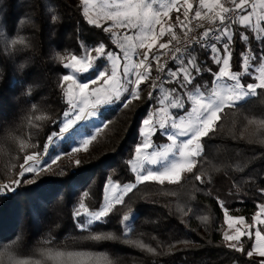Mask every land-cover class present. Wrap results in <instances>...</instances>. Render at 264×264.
Returning <instances> with one entry per match:
<instances>
[{"label": "trees", "instance_id": "trees-1", "mask_svg": "<svg viewBox=\"0 0 264 264\" xmlns=\"http://www.w3.org/2000/svg\"><path fill=\"white\" fill-rule=\"evenodd\" d=\"M233 31L237 35L232 70L240 71L245 45L238 33L246 30L234 25ZM174 32L180 38L185 29L176 26ZM100 42L112 48L109 34L87 24L79 0H0V186L21 180L15 191L0 195V264H54L46 259L49 251L92 254L90 261L87 256H65V264H96L101 257V264H259L246 255L251 250L246 236L241 240L244 253L227 247L224 209L218 201H223L229 215L243 216L248 224L257 204H264L260 191L264 189V127L260 126L264 89L224 110L215 132L202 141L204 155L193 174H184L178 184L146 182L145 194L141 186L134 189V205L129 195L102 222L84 228L77 225L73 212L83 192L89 193L83 199L92 212L103 203L110 178L121 185L135 182L129 161L134 158L142 121L157 105L148 98L151 82L142 84L140 99L128 107L124 97L100 111L106 125L94 135L87 154L78 158L79 165L67 158L76 136L82 131L91 135L92 130L81 124L65 138L54 140L61 134L63 112L68 110L58 86L68 69L59 57L82 56V45ZM251 46L259 51L254 40ZM191 51L202 66L218 71L209 52ZM106 64V59L97 60L96 69L79 79L87 82ZM242 80L251 83L247 76ZM211 81L212 76L204 72L195 83L207 84L208 91ZM45 146L47 165L61 153L60 159L21 178L24 157L42 155ZM197 173L205 183L194 179ZM125 214L132 217L128 221L132 230L126 236L121 223ZM205 216L207 221L202 219ZM97 235L115 238L92 239ZM149 247L155 252H149Z\"/></svg>", "mask_w": 264, "mask_h": 264}, {"label": "snow or ice", "instance_id": "snow-or-ice-1", "mask_svg": "<svg viewBox=\"0 0 264 264\" xmlns=\"http://www.w3.org/2000/svg\"><path fill=\"white\" fill-rule=\"evenodd\" d=\"M79 2L87 24L109 34L111 43L120 51H113L104 42H100L92 47L82 45L84 51L82 56L72 54L68 58L59 57L62 62L67 60L63 63V68L70 72L62 75L58 85L68 105V110L63 112L61 133L69 132L78 121L94 116L98 106L121 99L124 93H127L124 107H128L132 100L140 99V86L150 79L153 61L156 71L164 76L159 84L153 80L151 85L153 91H158L160 94L154 96L153 91L148 93V98L154 100L158 107L142 121L140 129L142 142L135 148L136 164L131 169L135 173V182L121 185L110 178L104 186L103 203L97 211L92 212H89L83 199L89 193L83 192L78 207L73 212V218L79 227L84 228L105 220L117 205L124 203L125 196L139 183L156 181L163 185L167 181L169 184H178L183 174H193L204 155L202 141L215 132L224 110L235 108L239 102L255 96L258 89H264V0H228L230 6H225L222 0H199V6L195 9L192 19H207L216 27L205 29L199 38H189L187 32H184V46L173 45L170 49L169 59L174 62V67H169L167 61L160 63L161 55L165 53L159 50L169 49L173 41L176 45L181 44V41L173 31V25L169 24L165 28L162 21L165 17L171 19L169 14L174 10L178 13L175 18L176 24L181 31H184L187 25L181 20L179 13L183 9L184 20H188L189 13L193 11L190 0H182V2L181 0H79ZM51 19L55 21L57 17L52 16ZM101 21L110 23L105 25ZM157 25H160L158 34ZM233 25L246 30L238 33L240 43L245 45L244 50L240 52V71L232 70L233 44L237 35L233 31ZM197 26L203 27V24ZM114 29L134 31L128 34L127 31L120 33ZM192 30L188 28L189 32ZM249 33L253 35L250 37ZM165 34L170 35L171 38L165 43H158L159 38L164 37ZM253 40L257 44L258 52L251 46ZM23 42V40L19 41L21 44ZM11 43L14 45L17 41L12 40ZM193 43L210 53L209 59L218 67V71H213L211 67L202 66V63L198 62L195 52L189 51ZM157 44L158 50L154 52L153 49L157 48ZM138 49H146V51L142 54L143 58L137 61L133 57L140 55ZM99 59H106L108 63L105 68L96 71L94 77L87 82H81L80 75L94 71L96 61ZM255 61L259 62L258 66ZM204 72L212 76L211 88L208 91H205L208 88L207 84L195 83L197 77H201ZM242 75H250L256 82L245 84L242 82ZM165 83L177 85L180 91L177 87L165 89L163 87ZM89 85L94 87L90 89ZM177 112L180 114L177 115ZM260 126L264 127V121L260 122ZM158 132L170 143L148 151L153 149L151 137ZM48 139L52 140L53 137L49 136ZM93 139L94 136L81 140L72 151L78 152L82 149L86 151L87 145ZM46 151L47 146H45ZM40 155L38 153L24 157V164L20 166L21 178L25 177L26 173H33L36 170V166L29 162L38 160ZM59 159L58 154L48 166L55 164ZM76 163L79 165L80 161ZM129 163L131 164L132 161L130 160ZM152 165L159 167L153 168ZM43 167L41 163L40 168ZM194 179L201 184L205 183L201 174H194ZM20 184L21 180L17 179L12 184L0 186V195L15 191ZM109 191L111 196L108 195ZM260 191L264 193V189ZM218 203L224 209V222L229 227L236 224L245 225V217L229 215L223 201ZM257 209L251 217L252 223L246 225L247 230L237 227L235 234L229 235L225 232L223 239L229 242L228 248L244 253L241 240L246 236L251 241V250L247 251V257H260L262 259L259 260V264H264V204H257ZM82 216L83 223L80 222ZM131 218L130 214H125L121 219L125 236L132 230L128 225ZM202 219L207 221L208 217ZM114 238L112 235L92 237L94 240ZM141 247L147 246L141 245ZM147 250L155 252V249L150 247ZM65 256L69 259L84 256H87L89 261L92 259V254L51 251L47 253L46 259L52 260L54 264H65ZM101 259L102 257L97 258L96 264H101Z\"/></svg>", "mask_w": 264, "mask_h": 264}, {"label": "rangeland", "instance_id": "rangeland-1", "mask_svg": "<svg viewBox=\"0 0 264 264\" xmlns=\"http://www.w3.org/2000/svg\"><path fill=\"white\" fill-rule=\"evenodd\" d=\"M181 2H182V0H181ZM190 2L193 4V10H195V9L199 6V0H190ZM182 12H183V9H181V13H179V15H180V17H181V20L184 21V17H183V15H182ZM169 15H170L171 19H169L168 17H165V18L163 19L162 23H163V25H164L165 28H167V27L169 26V24L173 25V31H174V27L177 26V24H176V19H175V18H176V16L178 15V13H176V12L173 10ZM101 23H104L105 25H107V24L110 23V22L101 21ZM159 29H160V25H157V26H156V32H157V34L159 33ZM114 31H117V32H120V33H124V32L127 31L128 34H132L134 30H131V29H129V30H125V29H114ZM169 36H170V35L165 34L164 37L159 38L158 43H165V42H167L168 39H169ZM156 49H158V44H157V48L153 49V51L156 50ZM111 50H113V51H117V52L120 51V50L117 48V46H116L115 44L112 45ZM137 51H138V53L140 54V53H143L144 51H146V49H138ZM83 55H84V53H83ZM93 55H95V53H93ZM68 57H70V56H68ZM68 57H66V58H68ZM134 57H135V56H134ZM134 57H133V59H134ZM65 62H67L66 59H65ZM107 63H108V62H107ZM257 66H258V65H257ZM68 74H70L69 70H68ZM81 75H82V74H81ZM245 76H247V78L251 80V83L256 82L255 80L252 79V77H251L250 75H242L241 79H243ZM80 81H81V80H80ZM81 82H82V81H81ZM147 82H151V81H147ZM242 82H243V80H242ZM145 83H146V82H145ZM243 83H244V82H243ZM245 84H246V83H245ZM89 87H90V89H91V88L94 87V86H93V85H89ZM163 87H164L165 89H171V88H173V87H177V90L180 91V89L178 88L177 85L170 84V83H165V84L163 85ZM159 94H160V93L157 92L156 95H159ZM124 97H127V93H124V95L122 96L121 99L116 100V101L113 102V103H107V104H102V105L98 106V108L96 109V112H95V115H94V116L87 117V118L84 119V120L78 121L75 125H73V127H72L71 129H69V132H67V133H61L60 135H58V136L55 137L54 140H57V139H58V140H59V139L61 140V139L65 138V136H68V134H71L73 131H75V130H76L81 124H87V125L90 127V129L92 130V134H91V135H87L86 133H84V132L82 131L81 134H79V135L76 136V137H77V143L71 145V149H70V151H69V153H68V155H67V158H68V159H72V160H74V161H77L78 158H79L80 156H83V155L87 154V152H88L89 149H90V145H91L92 140H91V142L87 145V150H86V151L82 149V150H80V151H78V152H73L72 149H73L74 147H77V146L79 145V142H80L81 140H83V139H85V138H88V137H92V136H94L96 133H98L101 129H103V128L105 127L106 124L103 123V122H101V120H100V117H99L100 111H101L102 109H104V108H108V107L114 106L116 103L121 102V101L123 100ZM248 98H249V97H248ZM246 99H247V98H246ZM246 99H245V100H246ZM241 102H242V101H241ZM239 103H240V102H239ZM157 107H158V105H156L154 108H152V109L150 110V112L148 113V115H149L151 112H154L155 109H156ZM179 114H180V113L177 112V115H179ZM148 115H147V116H148ZM147 116H146L145 118H147ZM63 119H64V118H63ZM141 126H142V125H141ZM98 129H99V131H97ZM140 129H141V127H140ZM157 135H158L159 137H157ZM151 141L153 142V149H149L148 151L155 150V148H156L157 146L165 145V144L170 143V142L166 139V137H165L163 134L159 133V132L156 133L154 136L151 137ZM141 142H142V137H141V135H140V130H139V137H138V141H137L136 146H137L138 144H140ZM136 146H135V148H136ZM47 152H48V151H47ZM47 152H44L42 155H40L38 160H36V161H30L29 164H34V165L36 166V170H40V169H41V168H40L41 163H43V165H44V167H43L42 169L47 168V167H48V165L46 164V156H47ZM143 154H144V153H142V155H143ZM59 155H60V157L62 156L61 153H60ZM135 155H136V154H134V158H133V160H132V163L130 164V169H132V167H134L135 164H136V161H135ZM56 156H57V155H56ZM25 166H27V165H25ZM151 167L156 168V167H159V165H152ZM21 171H22V169L20 170V172H21ZM131 172H132V171H131ZM132 173H133V172H132ZM133 174H134V176H135V173H133ZM183 175H184V174H183ZM146 182H153V181H145V182H143V183H139V184H137V186H141V191H142V193H144V194H145V192H146V188H145V185H144ZM154 182H156V181H154ZM166 182H167V181H166ZM107 183H108V181H107ZM152 192H155V188H152ZM104 195H105V192H104ZM108 195L111 196V191H109ZM129 195L131 196V198H130V202L134 205V204L136 203V197H135L134 189H133L132 192L128 193L125 197H127V196H129ZM89 212H90V211H89ZM225 224H226V223H225ZM247 224H248V223L245 222V225H239V224H236V225H234V226H232V227H229V225L226 224V226H225V232H227L229 235L235 234V230H236L237 227L241 228V230H247V228H246V225H247ZM86 227H87V226H86ZM225 232H224V233H225ZM226 243H229V242H226ZM253 258L256 259V260H258V261H259L260 259H262V258H260V257H256V256H254Z\"/></svg>", "mask_w": 264, "mask_h": 264}, {"label": "built area", "instance_id": "built-area-1", "mask_svg": "<svg viewBox=\"0 0 264 264\" xmlns=\"http://www.w3.org/2000/svg\"><path fill=\"white\" fill-rule=\"evenodd\" d=\"M223 3H225V6H230V4L228 3V0H222ZM194 11L189 13V17L188 20H184V23L187 25V28H185V32H187V35L189 38H199L200 35L205 31V29L207 28H214L216 27L215 25H212L209 23V21L207 19H203V20H194L192 19L193 15H194ZM206 11V10H203ZM209 15H212L211 13H209ZM190 21V23H189ZM219 22L217 21V24ZM198 24H203V27H198ZM234 26V25H233ZM188 28H192V31H188ZM181 41V44L176 45V42L173 41L172 45H169V49H164V50H159V52L165 53L164 55H161L160 58V63L163 64L165 63V61L168 62V66L171 67V65L174 63L173 61H171L169 59V56L171 55L170 49L173 47V45L178 46V47H183L184 46V35L182 37L179 38ZM193 48H200L199 45L193 43L192 46L189 48V51H191ZM158 49L154 50L157 51ZM143 53H140L139 56H135L134 60H139L143 58ZM149 59L151 60V55L149 56ZM141 71H143V69H141ZM159 77V79H158ZM164 79V76L162 73H158L156 71V66H155V62L153 61V68L151 71V76L150 79L148 81H151V85H152V81L155 80L158 84L160 83V81ZM153 90V89H152Z\"/></svg>", "mask_w": 264, "mask_h": 264}, {"label": "crops", "instance_id": "crops-1", "mask_svg": "<svg viewBox=\"0 0 264 264\" xmlns=\"http://www.w3.org/2000/svg\"><path fill=\"white\" fill-rule=\"evenodd\" d=\"M173 67H174V64H173Z\"/></svg>", "mask_w": 264, "mask_h": 264}]
</instances>
